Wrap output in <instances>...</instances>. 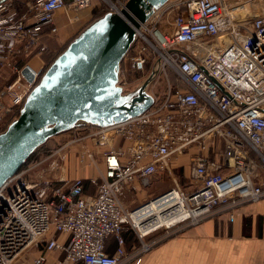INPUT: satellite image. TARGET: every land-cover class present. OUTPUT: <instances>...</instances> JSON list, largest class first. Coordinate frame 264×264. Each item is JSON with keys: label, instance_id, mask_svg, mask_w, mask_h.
<instances>
[{"label": "built area", "instance_id": "built-area-1", "mask_svg": "<svg viewBox=\"0 0 264 264\" xmlns=\"http://www.w3.org/2000/svg\"><path fill=\"white\" fill-rule=\"evenodd\" d=\"M97 2L105 14H120L128 0ZM92 4L0 0V71L8 68L15 77L0 89V126L7 116L18 117L47 69L42 61L37 69L30 62L41 60L45 38L58 33L56 15ZM125 57L128 67L120 66L118 75L125 92L131 84L123 74L144 80L158 65L147 89L151 107L80 139L99 150L100 166L92 149L78 157L81 165L89 159L83 167L98 169L96 179L88 178L94 194H86L82 179L67 178L64 152L57 158L64 166L55 158L31 176L36 163L2 185L0 264H25L33 252L29 264H142L158 236L264 198L263 187L252 180V172L264 170V0H170L135 29ZM25 67L32 82L22 75ZM160 80L161 89L149 91ZM184 156L189 163L182 187L175 169ZM227 166L232 170L225 175ZM168 178L172 187L133 208L123 205L128 192ZM127 231L137 245L130 253ZM111 237L117 247L109 254Z\"/></svg>", "mask_w": 264, "mask_h": 264}, {"label": "water", "instance_id": "water-1", "mask_svg": "<svg viewBox=\"0 0 264 264\" xmlns=\"http://www.w3.org/2000/svg\"><path fill=\"white\" fill-rule=\"evenodd\" d=\"M170 0H128L84 28L47 67L19 115L0 133V188L49 139L77 128H106L149 109L158 65L131 92L118 86L135 29ZM22 75L33 81L25 67Z\"/></svg>", "mask_w": 264, "mask_h": 264}, {"label": "crops", "instance_id": "crops-1", "mask_svg": "<svg viewBox=\"0 0 264 264\" xmlns=\"http://www.w3.org/2000/svg\"><path fill=\"white\" fill-rule=\"evenodd\" d=\"M61 13L56 15L57 26ZM89 15L91 10L80 12L84 20ZM252 180L264 189V170L252 172ZM142 264H264V198L231 210L218 209L196 226L158 236Z\"/></svg>", "mask_w": 264, "mask_h": 264}, {"label": "rangeland", "instance_id": "rangeland-1", "mask_svg": "<svg viewBox=\"0 0 264 264\" xmlns=\"http://www.w3.org/2000/svg\"><path fill=\"white\" fill-rule=\"evenodd\" d=\"M91 10V15H89V17H87L85 20L81 18L80 16V12H72V13H61L60 15H58V20L59 23H57L59 26L58 29V33L55 36L52 37H48L45 41V44L47 46V54L50 53V55L52 54L53 56L58 55L59 53H62L65 48L67 47V45L84 29L86 28L89 24H91L94 20L102 17L103 15H105L106 13V7L102 6L101 4H99L97 2V0H93V4L90 8L85 9V11ZM30 57L24 58L22 60L24 61H28ZM43 56L41 58V60L39 59H34L33 62H31V66L34 69H37V65H39L42 62H45L43 60ZM21 60V59H20ZM32 59H30L31 61ZM54 60V59H53ZM20 61H18L17 63H19ZM21 64V62H20ZM46 66L47 63H45ZM121 68L122 71H124L127 67H128V57H125L121 63ZM125 76L126 81L128 82V84H131L128 92H131L133 90H135L137 88V86L139 85V83L143 80H137L135 81L134 78L132 80L131 76H126L125 74H123ZM14 74L13 72L8 69L5 68L3 70L0 71V89H2L3 87H5L7 84L11 83L14 80ZM161 84L162 81L160 80L158 83L153 84L152 86H150L149 91H153V93L156 91V89H161ZM159 85V87H158ZM13 116H7L4 120L5 123L2 124L0 126V133L3 132L5 130V128L9 125V123L12 121ZM88 129H82V128H77V129H73L71 131L62 133L60 135H57L51 139H49L43 146H42V150L35 156L34 158V162L35 163H31L28 166H26L25 168H20L18 170V172H23L28 170L29 168L33 167L36 163H38L39 166L35 167L34 169H32L29 172L31 176H35L37 174L40 173L41 170H43L44 168L48 167L49 163L52 160H57V162L59 163V159L58 156H62L65 153H67L68 155V161H67V178L69 179H75V178H92V179H96L98 177V169L96 167L90 166V167H83L84 165L89 163V159L87 158V156H85V164L81 165L78 162V157L81 155V153H83L84 150L86 149H92L94 150V157H95V162L101 163V158H100V154H99V150L96 149L94 146L91 145V143H86L87 140L85 141H80V139L86 137L88 134H90L92 132V127H86ZM81 129V130H80ZM67 146L66 148H64L63 150H60L62 147ZM103 150V149H102ZM101 150V151H102ZM57 151H60L59 153L55 154V156L49 161L46 160L43 163H40L42 161H44L45 159H47L52 153H56ZM62 152H64V154H62ZM37 161V162H36ZM40 163V164H39ZM188 157L184 156L182 157L178 162H177V166L178 168L175 169L177 172V180L178 183L183 187L186 184V179L185 177L187 176L188 172ZM60 167L64 166V162H60ZM98 165V164H97ZM232 169H228L227 171H223V172H231ZM262 172V171H261ZM34 174V175H33ZM47 177H51V174H49V176ZM164 180V182H163ZM161 182H156L153 183V185L148 188V190L146 191H142L140 193H135V192H128L127 194H125V197H123L122 199V203L125 207L128 208H133L135 206H137V204L140 201H144L145 199H148L151 195L156 196L157 194H159L162 191L167 190L168 188L172 187V181L171 179H163ZM87 183H85V192L86 194H94L95 193V186L90 185L89 180H86ZM125 233V232H124ZM123 233V234H124ZM132 237L129 238L132 239L134 237L133 234H131ZM130 249L137 247L136 245V240L135 238L132 239V241H130L129 244ZM126 252L129 253L130 250L127 249L126 247ZM35 252H33V254L31 255V258L34 256ZM27 260L25 262V264H29L30 263V259Z\"/></svg>", "mask_w": 264, "mask_h": 264}, {"label": "trees", "instance_id": "trees-1", "mask_svg": "<svg viewBox=\"0 0 264 264\" xmlns=\"http://www.w3.org/2000/svg\"><path fill=\"white\" fill-rule=\"evenodd\" d=\"M46 53H47V51H46ZM46 53H44L42 56H43V60L45 61V63H47V65L49 66L55 59H56V57L59 55V54H61V53H59L58 55H55V56H53L52 54L50 55V53L49 54H47V55H45ZM54 59V60H53ZM47 66V67H48ZM82 129H88V128H82ZM81 130V129H80ZM42 150V146L39 148V149H37L27 160H26V162L23 164V166L21 167V169L22 168H25L26 166H28L29 164H31V163H35L34 162V158H35V156L40 152ZM37 162V161H36ZM80 179H82L83 180V182H84V184L85 183H87V181L86 180H88V178H80ZM132 237V235H131V233L130 232H125L124 234H123V238H124V242H125V249H126V247H127V249H129L130 251H131V249H130V247L131 246H129V244H130V241H132V239L134 238H132V239H130L129 240V238H131ZM117 247V243H116V240L113 238V237H111L109 240H108V243H107V247H106V252L107 253H109V254H112L113 253V251L115 250V248Z\"/></svg>", "mask_w": 264, "mask_h": 264}]
</instances>
